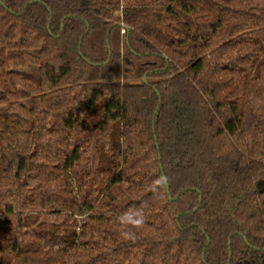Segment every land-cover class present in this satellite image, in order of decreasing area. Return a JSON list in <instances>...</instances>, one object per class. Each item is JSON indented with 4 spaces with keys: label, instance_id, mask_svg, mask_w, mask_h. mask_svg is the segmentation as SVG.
I'll list each match as a JSON object with an SVG mask.
<instances>
[{
    "label": "trees",
    "instance_id": "obj_1",
    "mask_svg": "<svg viewBox=\"0 0 264 264\" xmlns=\"http://www.w3.org/2000/svg\"><path fill=\"white\" fill-rule=\"evenodd\" d=\"M261 182L264 0H0V264H264Z\"/></svg>",
    "mask_w": 264,
    "mask_h": 264
},
{
    "label": "rangeland",
    "instance_id": "obj_2",
    "mask_svg": "<svg viewBox=\"0 0 264 264\" xmlns=\"http://www.w3.org/2000/svg\"><path fill=\"white\" fill-rule=\"evenodd\" d=\"M126 2L128 0H121V2ZM132 1H137V0H132ZM124 25V24H123ZM124 32H122V29L120 31V34H123ZM19 71H21L23 74L25 75H29L30 77L34 78V79H37L38 75H37V69L35 67H31V66H27V67H24V68H20ZM26 104H28L27 101H24ZM25 126H28L29 122L25 121ZM263 184L260 183L259 185V188L260 186H262Z\"/></svg>",
    "mask_w": 264,
    "mask_h": 264
},
{
    "label": "water",
    "instance_id": "obj_3",
    "mask_svg": "<svg viewBox=\"0 0 264 264\" xmlns=\"http://www.w3.org/2000/svg\"><path fill=\"white\" fill-rule=\"evenodd\" d=\"M33 1H39V0H33ZM126 28V27H125ZM125 28H124V30H125ZM263 185L262 186H260L261 187V189H263L264 188V183L263 182H261Z\"/></svg>",
    "mask_w": 264,
    "mask_h": 264
},
{
    "label": "built area",
    "instance_id": "obj_4",
    "mask_svg": "<svg viewBox=\"0 0 264 264\" xmlns=\"http://www.w3.org/2000/svg\"><path fill=\"white\" fill-rule=\"evenodd\" d=\"M121 27H122V32H124V28H125V25L121 24Z\"/></svg>",
    "mask_w": 264,
    "mask_h": 264
},
{
    "label": "flooded vegetation",
    "instance_id": "obj_5",
    "mask_svg": "<svg viewBox=\"0 0 264 264\" xmlns=\"http://www.w3.org/2000/svg\"><path fill=\"white\" fill-rule=\"evenodd\" d=\"M264 183V182H263Z\"/></svg>",
    "mask_w": 264,
    "mask_h": 264
}]
</instances>
